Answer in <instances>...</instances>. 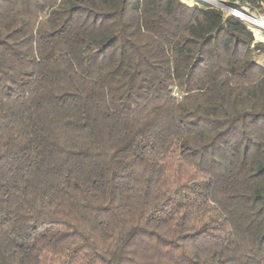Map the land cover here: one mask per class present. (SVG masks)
<instances>
[{
    "label": "trees",
    "instance_id": "16d2710c",
    "mask_svg": "<svg viewBox=\"0 0 264 264\" xmlns=\"http://www.w3.org/2000/svg\"><path fill=\"white\" fill-rule=\"evenodd\" d=\"M254 53L213 6L0 0V264H264Z\"/></svg>",
    "mask_w": 264,
    "mask_h": 264
},
{
    "label": "bare ground",
    "instance_id": "6f19581e",
    "mask_svg": "<svg viewBox=\"0 0 264 264\" xmlns=\"http://www.w3.org/2000/svg\"><path fill=\"white\" fill-rule=\"evenodd\" d=\"M182 1H186V0H182ZM189 2H194L198 5L203 4L205 1L209 2L210 4H217L219 2H223V4H228L227 2H225L224 0H188ZM233 8L231 9V11L235 12V13H239L241 15V17H245L247 19H249V21L256 23V24H260L263 25L262 21L260 20L261 18H257L254 15L247 13L246 10H244L243 8L241 9L240 7L232 4ZM245 15H244V13ZM264 26V25H263ZM253 28V33L254 36L256 37V39L258 40H263V30H260L257 27H252Z\"/></svg>",
    "mask_w": 264,
    "mask_h": 264
},
{
    "label": "rangeland",
    "instance_id": "374dc122",
    "mask_svg": "<svg viewBox=\"0 0 264 264\" xmlns=\"http://www.w3.org/2000/svg\"><path fill=\"white\" fill-rule=\"evenodd\" d=\"M181 1H182V0H181ZM224 1L227 2V3H230V4H234V5L238 6V7H240L241 9L243 8V9L246 10L248 13H250V14H252V15H254V16H257L258 18H261V19L264 21V13H260V12L258 11V9H249V8L246 7V6H240V5L237 3L236 0H224ZM183 2H185V3H187V4H190V5H192V4H196V3H194V2H189L188 0L183 1ZM197 5H198V4H197ZM198 6L204 8V7H208V6H213V4H210L209 2L205 1L203 4L198 5ZM223 12H224V14H228L226 11H223ZM248 26L250 27L249 24H248ZM253 36H254V33H253ZM263 37H264V36H263ZM254 40H255V41H261V42H264V38H263V40H258V39H256L255 36H254ZM254 59H255L256 61H258V62L264 64V54H263V53H254Z\"/></svg>",
    "mask_w": 264,
    "mask_h": 264
},
{
    "label": "water",
    "instance_id": "95a60500",
    "mask_svg": "<svg viewBox=\"0 0 264 264\" xmlns=\"http://www.w3.org/2000/svg\"><path fill=\"white\" fill-rule=\"evenodd\" d=\"M213 7L220 9L222 11H226L228 14L234 15L235 17L241 19V15L239 13H235L233 11H231V9L233 8L232 4L228 3V4H223V2H219L215 5H213Z\"/></svg>",
    "mask_w": 264,
    "mask_h": 264
},
{
    "label": "built area",
    "instance_id": "2783aa9c",
    "mask_svg": "<svg viewBox=\"0 0 264 264\" xmlns=\"http://www.w3.org/2000/svg\"><path fill=\"white\" fill-rule=\"evenodd\" d=\"M247 12V11H246ZM244 13V12H243ZM248 13V12H247ZM244 15H245V13H244ZM255 17H257V16H255ZM258 18V17H257ZM240 20H242L247 26H248V24L250 25V29L253 31V28L252 27H257V28H259L260 30H263V36H264V21L262 20V19H260L261 21H262V23H263V25H260V24H256V23H253V22H251V21H249V19H247V18H245V17H242ZM255 41V40H254Z\"/></svg>",
    "mask_w": 264,
    "mask_h": 264
}]
</instances>
